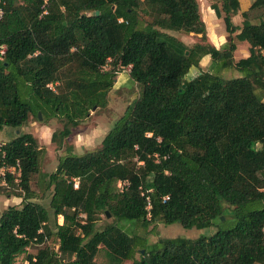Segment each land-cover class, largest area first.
Returning <instances> with one entry per match:
<instances>
[{
    "label": "trees",
    "instance_id": "1",
    "mask_svg": "<svg viewBox=\"0 0 264 264\" xmlns=\"http://www.w3.org/2000/svg\"><path fill=\"white\" fill-rule=\"evenodd\" d=\"M209 2L225 27L219 49L197 0H0V132L15 130L0 158L20 168L0 193L21 199L0 214V264H97L101 251L105 264H264V0L239 24V0ZM236 42L246 57L234 58ZM128 67L138 96L100 147L67 146L42 172L44 149L19 132L30 116L63 124L52 135L60 150ZM47 194L48 207L36 202ZM102 215L111 222L100 228ZM129 221L216 231L146 249L121 228Z\"/></svg>",
    "mask_w": 264,
    "mask_h": 264
},
{
    "label": "rangeland",
    "instance_id": "2",
    "mask_svg": "<svg viewBox=\"0 0 264 264\" xmlns=\"http://www.w3.org/2000/svg\"><path fill=\"white\" fill-rule=\"evenodd\" d=\"M199 4L200 11L204 17V8L207 9L210 2L209 0H197ZM237 21V19H236ZM208 23V21H207ZM239 24V23H238ZM214 33H219L220 35L224 33L225 27L223 22H216L214 25ZM181 37V36H179ZM225 34V42H226ZM209 40V38H208ZM207 40V41H208ZM184 42L188 46H192L195 43H200V37L191 36L184 39ZM221 48V46H220ZM248 54L247 45L236 42V51L233 56L237 60L241 57H245ZM210 62V61H209ZM203 64L201 60L200 66ZM209 67L207 63L202 69ZM110 68V64L106 65V69ZM116 79L113 87L107 96V105L104 108H95L90 112V117L84 120L77 128L73 129L72 134L69 138L65 140L62 148L57 149V145L52 141V135L54 132L62 129V123L56 119L46 120L41 115V120H37L35 117L30 116L27 124H25L19 132L30 133L37 141L38 145L44 149V154L41 158V171L45 173H51L57 166L58 158L65 154V148L67 146L73 147V152L76 155H83L98 149L105 135L108 133L112 125L116 120H118L125 112L126 107H128L138 96L139 89L129 78V69H118L116 71ZM198 72L197 69L192 68L187 75V79H191ZM227 77H236L237 73L228 72ZM15 130L10 128H4L0 132V144L6 143L13 135ZM33 189L41 196L39 187L32 184ZM16 197L7 195L6 193H0V214L9 206L17 204L18 201ZM49 195L38 199L36 202L48 207ZM16 206V205H15ZM59 224L62 223V219L58 218ZM111 222V218H106L101 216L98 221V226L101 228L107 223ZM134 224V223H133ZM132 222H122L120 223L121 228L131 235L145 236L144 248L148 249L153 243H155L159 238H176L183 237L186 239L194 240L199 237H209L213 235L216 231L215 227H209L206 229H184L180 224L175 223L169 226L158 224L156 227L150 226L146 229L142 228L141 225H133ZM50 244L54 249L56 248L55 241H51ZM36 248H32L30 252L34 253ZM138 257V255H136ZM24 256L17 259L16 264H25ZM97 264H105L106 258L101 251L96 258ZM124 264H131V262H125Z\"/></svg>",
    "mask_w": 264,
    "mask_h": 264
},
{
    "label": "crops",
    "instance_id": "3",
    "mask_svg": "<svg viewBox=\"0 0 264 264\" xmlns=\"http://www.w3.org/2000/svg\"><path fill=\"white\" fill-rule=\"evenodd\" d=\"M252 1L253 0H239V2H240V11H239V14L233 18V21H234L235 24H238V23L241 22L240 13L245 12L249 8V6L251 5ZM200 13H201V18L204 21L205 26H206L207 37L209 38V42L213 46H215L217 49H219L220 46H223L224 43H225V34L226 33H225V30H224V33L221 34V35L219 33H214L213 28H214L215 23L216 22H221V20L216 17L214 11H212L209 6L207 7V9L204 8V17H203V14H202L201 11H200ZM236 19H237V21H236ZM207 21H208V23H207ZM179 36H181V37H179ZM187 37L188 36H185V35H182V34H178L177 35V38L180 41H182V42H184V39L187 38ZM246 56L247 55H245V57ZM202 61H203V64H201V65H203V66H201V68H203L207 63L208 64L210 63L209 62V57H204L202 59ZM15 199L18 202H17V204H14L12 206H15V205L18 206L20 204V202H21V199H19V198H15Z\"/></svg>",
    "mask_w": 264,
    "mask_h": 264
},
{
    "label": "built area",
    "instance_id": "4",
    "mask_svg": "<svg viewBox=\"0 0 264 264\" xmlns=\"http://www.w3.org/2000/svg\"><path fill=\"white\" fill-rule=\"evenodd\" d=\"M46 10L43 11V14H46ZM3 18V10L2 8H0V21ZM119 22H121V20H119ZM1 54L4 53V48L1 49L0 51ZM102 69H106V67H103ZM128 69L130 70V67H128ZM10 175L13 177L14 182H19V178H20V168L19 165L16 164L15 166H6L5 164H3L1 162V158H0V178H1V186H7V179L6 176ZM126 185V183H119L118 187L120 190L123 189V187ZM75 188H77V183L75 182L74 185ZM263 233H264V229H263ZM25 264H27L25 262Z\"/></svg>",
    "mask_w": 264,
    "mask_h": 264
},
{
    "label": "water",
    "instance_id": "5",
    "mask_svg": "<svg viewBox=\"0 0 264 264\" xmlns=\"http://www.w3.org/2000/svg\"><path fill=\"white\" fill-rule=\"evenodd\" d=\"M96 14H98V12H96ZM38 118H39V120H41V116H40V113H38ZM109 217V216H108ZM222 220H223V218H222ZM143 252V251H142Z\"/></svg>",
    "mask_w": 264,
    "mask_h": 264
}]
</instances>
